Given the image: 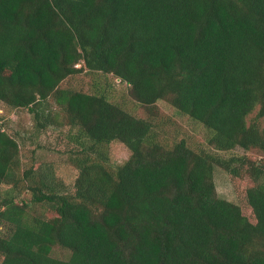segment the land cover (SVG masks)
I'll return each instance as SVG.
<instances>
[{"label":"trees","instance_id":"trees-1","mask_svg":"<svg viewBox=\"0 0 264 264\" xmlns=\"http://www.w3.org/2000/svg\"><path fill=\"white\" fill-rule=\"evenodd\" d=\"M84 71L118 79L145 116L59 88ZM159 101L208 148L169 144ZM0 102L77 131L66 185L32 155L19 176L0 126V264H264V158L220 155L264 156V0H0ZM113 142L130 152L115 168ZM215 167L245 182L239 203L217 195Z\"/></svg>","mask_w":264,"mask_h":264},{"label":"rangeland","instance_id":"rangeland-1","mask_svg":"<svg viewBox=\"0 0 264 264\" xmlns=\"http://www.w3.org/2000/svg\"><path fill=\"white\" fill-rule=\"evenodd\" d=\"M60 89H71L92 93L96 89H105L110 94L112 101L122 103L126 110L138 117H144V112L127 95V88L124 84H119L118 79L112 76H103L98 73L84 71L75 76L65 79L59 86ZM159 118L156 123L163 133L164 139L172 144L180 139H186L193 149H207L204 141V130L201 125L191 121L188 117L180 115L166 102L157 103ZM254 114L250 116L253 118ZM0 126L10 136L14 137L20 151L22 166L18 167L19 176L22 175L27 159L32 155L37 165H42V169H52L56 177L61 179L66 185H72L77 176V170L68 163V153L77 147L75 136L77 131L64 127L61 129L49 128L38 130L35 126L32 115L26 109H11L0 102ZM108 154V164L116 167L123 164L130 156L129 150L120 142H113L106 147ZM220 155L228 158L233 155L247 156L257 161L264 158L258 152H244L236 148L229 152H220ZM214 183L217 195L233 203L238 202V195L243 193L245 182H231L228 174L220 168H214ZM10 180L2 185V192L11 190V181L14 175L10 174ZM246 181V180H245ZM22 198L28 199V193H24ZM242 198V197H241ZM240 198V199H241ZM242 200V199H241ZM244 203V202H243ZM242 205V204H241ZM244 212L249 216V211L245 204L242 205ZM39 213L44 210H39ZM35 214V213H34ZM51 256L57 259L66 260L70 256V251L60 247L51 250Z\"/></svg>","mask_w":264,"mask_h":264}]
</instances>
